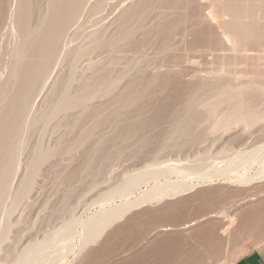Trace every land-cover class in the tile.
Masks as SVG:
<instances>
[{"label": "rangeland", "instance_id": "obj_1", "mask_svg": "<svg viewBox=\"0 0 264 264\" xmlns=\"http://www.w3.org/2000/svg\"><path fill=\"white\" fill-rule=\"evenodd\" d=\"M144 1L153 0H111L102 14L91 16L93 18L86 14L87 16L85 15V19L84 17L82 18L80 26L78 25V28L80 27L81 29L79 28L80 31L77 30L78 34L76 33V36L79 35V38L77 36L75 39L78 40L70 43V48L78 45H80L79 47L85 46L84 40H86L85 44L88 43V40L95 32V35L98 32L99 37L111 36L112 32L117 34L118 30H120L121 22L119 23V21L123 13L131 9L132 6L134 7ZM175 1L157 0L159 2L157 3L154 0V5L151 7L153 10L150 9L151 13L149 12L148 16L146 15V20H143L139 32L134 33V37H131L133 40H130V43L133 42V46L128 44V40L125 44L123 43L124 46L119 44L115 48L113 46L107 50L105 49V52L102 51L103 53L98 52L95 55L96 57H93L95 69L92 66L90 68L93 69L88 70L91 74L84 68L82 73H85L83 76L85 79L82 82L85 81V84H90L94 76L101 70L103 71L105 67L108 72L105 74L107 76L105 77V82H112L118 77L114 76L122 74V71L124 73L125 77L122 76L124 81L120 82L121 84L119 83V87L116 86L115 90L111 89L106 93L105 97L104 94L103 96L101 94L98 96V100L94 99V102L89 103L85 108L86 112H89L87 115L90 116V114L95 113V110L100 109V111L105 112L106 108L109 107L113 110L111 111L108 108L105 112V114L108 112L109 120L107 119L103 123V128L101 127L96 133L93 138L94 141L92 140L91 142L92 144L90 143L85 147L80 146L81 148L78 147V149L75 147L71 149L72 152H69V155L64 154L65 156L61 155L62 157L59 156L60 158L46 162V165L44 164L40 169L31 195L24 201L25 203L23 202V205L19 206L20 208L17 207L9 216L7 214L12 209L13 196L20 185L23 174L26 172L25 168H28V163H30L35 153V148L41 142L46 148H54L57 145L64 146L66 142L75 140L74 137L77 138V132L80 134V128L86 123L85 121L89 122V120L84 118L85 120L81 122L78 128L77 126L74 127V123L79 117L76 115L83 112V110L77 109L78 111L68 113L67 118L63 122L61 121V124L60 121H58L59 123H52L46 130L44 125L41 124L38 128L36 127L37 129L34 128L28 133L26 132V142H24L25 144H23L20 154L22 157L20 156L19 158L20 170H18L17 178L12 182L9 191L12 196L8 194L9 196L5 197L6 200H3V206L0 208V231L8 223L11 224L10 226L13 225L8 239L10 242L6 241L2 245L0 264H20V261L22 263L26 251L35 244L37 249H33L32 254H36V256L40 254L37 257L38 259L35 258L36 260L32 261V264H126V262L128 264H139L143 253H145V257H142L144 259L142 264H174L172 263L174 259L177 264H204L203 259L198 262L200 260L194 259V261L191 258H195L193 256V252H196L194 247L198 248L197 251L200 248V251L205 250L204 255L206 258L207 250L203 246H197L199 238H196V240L198 239L194 242H197L196 244L187 240L184 242V239L181 240L185 238L182 235V231L179 230L183 227L182 225L190 222L195 224L196 221L194 220L202 217L203 213L205 215V213L218 212L219 209L226 212V208L229 211L228 206L233 205L235 199L236 202L233 206L241 204L237 202L243 196V191H247V188L251 190L264 186V150L260 151V153L254 151V149L264 146V125H262L264 122L257 124L256 128L254 126L251 129L250 132L254 133V136L244 144L239 143L242 142L241 140H243L244 136V133L242 135L241 125L223 127L217 131L212 129V124L217 117L221 113L231 110L228 106H221L219 107L220 109L218 108L220 111L216 109L215 114L210 112L214 108L212 104L215 102L216 94L226 81L230 80L229 78H226V80L222 79L219 72L224 68V73L229 75L235 71L239 72L245 65L240 62L241 60H238V62L233 60L234 55L231 54L230 50L229 52L225 50L221 53L225 54L224 52L226 51L229 53L226 52V56L222 55L224 56L222 58L226 59V61H222L223 66H218V59L217 62L213 60L217 56H210L212 53L217 54L221 48H225L226 42L222 39L218 26L204 20V15L208 10L207 2L186 0L184 4L185 0L184 2L180 0L183 3L180 4L181 6L183 5L181 9L180 6H177L179 0L174 4ZM0 2L2 1L0 0ZM15 4L16 1L13 2V8L16 7ZM41 4L45 7L43 9L39 5V10L40 12H45L47 6L45 3ZM15 22V16L13 15L7 20V23L0 25V64L3 61L0 65L1 67L11 59L17 49L16 47L22 43V40H20L22 37L16 32ZM131 26L135 27L134 25ZM123 28L119 33L124 31L125 28ZM106 31L109 33H104ZM114 33L113 35H115ZM96 58L97 60H95ZM113 58L116 59V62ZM228 60L230 62H227ZM226 62L227 64L225 65ZM220 63L219 65H222ZM235 63H239L240 66ZM65 65L54 72L55 74H53L51 82L48 84L47 93L56 87L63 79L62 77H65L66 73H68ZM233 65L237 66L236 69ZM233 68L235 70L232 71ZM246 68L245 66L244 71ZM244 71L241 70L240 78L238 80L232 79L230 84L240 86V84H244L243 82H249L253 75L250 76L248 70L247 73ZM5 75L4 73L3 76V70L0 69L2 79L6 77ZM86 77L88 79L90 77L89 80L91 82ZM262 81H260V84L264 85ZM204 82L206 83L205 85L211 84V88L209 86L210 89L206 90V92L198 88L199 83L203 84ZM256 82L259 83V80ZM128 93H132V95ZM47 96L42 95L37 99L36 108H41L47 104ZM246 97H248V100L252 99L251 103L254 104L253 107H256L255 104L259 101L255 94L252 91H248ZM90 106L91 108H89ZM259 108L264 113V106H257L258 111ZM114 109H116L115 113ZM260 111L259 113L262 114ZM213 114L216 116H213ZM40 127L44 128L43 132ZM258 153L259 155H257ZM170 160L181 161L179 162L181 163L180 168L185 169L186 167L184 171L192 173L186 179L188 181L182 179V176L167 175V171H163L168 165L166 164L165 167V162ZM222 173L224 174L222 175ZM242 174L247 178L254 177L255 179L247 185L235 182V179L242 176ZM203 175L215 176L211 180H205L202 179ZM181 182L192 183L196 186L188 192L177 194L173 197L166 196L165 192L178 187ZM158 189L161 192L165 191L163 197L158 196L159 198L156 197L157 199L153 202L150 200L147 201L148 203L139 205L137 201L145 197L148 191L152 192V190H155L160 193ZM14 190L16 191L14 192ZM128 203H131L132 209L121 219L109 225L94 242L86 246L85 243L89 238L88 234L90 235L92 224L98 221L99 216L101 217L105 212L104 210L107 211ZM132 203L135 204L132 205ZM238 206L236 207L238 209L233 207L234 211L236 210L235 213L238 211L237 215L233 214L232 209L230 213L227 211L229 214L223 213V217L226 215L228 219L230 215L229 220L231 218V221H233L232 217L236 220L235 217L238 218L241 214V210L239 211L240 206ZM244 207L242 208L244 209ZM214 220L217 221L218 219L215 218ZM216 221L215 223L218 225L214 223L209 229L210 231L219 229V231L217 230L219 233L214 234L216 236H211L212 239L219 241L221 244L218 246L219 249L221 250V247L223 249L219 251L217 248L218 253L214 250L213 254L221 255V253L230 249L235 255L233 258L229 255H224L225 259L228 258V264H233L240 257L264 242V230L262 229L253 234L246 232L237 234V232H233V230L239 229V224L235 225L236 221L234 224L232 222L229 223L230 221L228 222V220L223 222V224ZM194 224H187L183 231H191V236L193 233L196 237L200 231L202 232L203 229L201 227L203 226ZM189 225L191 226L190 228L188 227ZM157 226L159 227L157 228ZM193 230L194 232H192ZM179 233L181 234L179 235ZM189 233H187V236ZM19 236L21 239H19ZM147 237H149L148 240L145 239ZM233 237L236 239H233ZM16 239L19 240V244L16 243ZM167 240L168 243H172L175 240L178 244L176 247L167 248V246V249H164L166 253H164L165 256L163 258L159 253H154L157 251H155L153 246H156L159 242H167ZM199 242L202 243V240ZM8 244L12 247L10 248ZM192 244L193 247L190 249L189 246H192ZM27 245L28 247H26ZM8 246L10 250L13 248L14 251L12 250V255L6 258L9 251ZM179 246L182 247L179 248ZM181 248L183 250L182 255L178 252H181ZM22 249L25 253L22 252ZM151 250L154 252H151ZM167 250L170 252H167ZM189 250L192 252L189 253ZM149 251L151 255L148 253ZM20 252L22 255L19 254ZM176 252L179 253L178 256L175 255ZM183 253L187 255L189 253V255H183ZM157 257L159 260L163 258V262L159 261ZM171 257L172 259H170ZM5 259H7V262ZM189 259L192 263L188 262L190 261Z\"/></svg>", "mask_w": 264, "mask_h": 264}, {"label": "bare ground", "instance_id": "obj_2", "mask_svg": "<svg viewBox=\"0 0 264 264\" xmlns=\"http://www.w3.org/2000/svg\"><path fill=\"white\" fill-rule=\"evenodd\" d=\"M1 1L2 2H0L1 3L0 4V25L2 26L3 24L7 23V20H9L10 17L14 15L15 21H16L14 23V26L16 24V30H17L16 32L19 33V35L22 37V39H20V40H22V43L20 44V46L16 47L17 49L14 51V54L11 56V59L8 60L7 62H5L2 67L0 66V69L3 70V76H4V73L6 74L5 75L6 77L5 78L3 77L4 79H2V77L0 76V208H1V206H3V200L9 194L12 182L14 181V179L17 178L16 175H17L18 170H20L19 169V166H20L19 165L20 164L19 158L21 156L20 154L22 152L21 150L23 148V144H25L24 142H26L25 141L26 135H27L26 132L28 133L30 130H34V128H36V127L38 128L39 125H41V124L44 125L45 130L52 123H55V122L59 123L58 121H60V124H61L63 122V120L67 118L66 116L68 113H71L72 111L74 112L77 109H79V110L81 109V110H83V112L81 114L78 113V115H76L79 117H77L78 119L75 118L77 120H76V123H74L75 124L74 127L77 126V128H78V126L81 124V122L83 120H85V119L89 120V122L85 121L86 123H84V122H83L84 124L82 123L83 126L80 128L81 129L80 134H79V132H77V134H78L77 138L74 137L75 140H72V141L68 140L71 142H68V143L66 142L64 146L63 145L62 146L57 145L54 148H46L43 145V142H41V141H40L41 143L39 142L40 144L37 147L35 144V147H36V148L34 147L35 153L33 154V157L31 159L30 163H28L29 165L27 164L28 168H25L26 172H25V174H23V177L21 178L22 180L19 183L20 185H19L18 189H16L17 191L14 190V192L16 191V193H15V195L13 194L14 196L12 199V206H11L12 209L9 212L7 211L8 212L7 215L10 216L15 211V209H17V207L20 208L19 206L21 204L23 205V202L29 197V195H31V191H32V189H34L33 186L35 184V181H36L37 177L39 176L38 174L40 173V169L46 162H49L50 160L56 159L59 156L62 157L61 155L65 156L69 152L71 153L72 152L71 149H73L75 147H77L76 149H78V147H80V146L85 147V146L89 145L92 142L96 133L101 129L103 123L108 118H110V117H108V115H109L108 112L105 114V112L109 108L107 106H109V105L106 106L107 110L106 111L104 110L105 112H103L102 110L100 111V109L96 111L95 110V109H97L96 108L97 106H96L95 109H93V110H95L94 111L95 113L92 115L90 114L91 117L89 115H87V113L89 114V112L88 111L86 112L85 108L89 105V103L91 104L92 102H94L93 101L94 99L99 98L98 96H100L101 94L103 96V94H104V97H105L106 93H108L111 89H114L116 86H118L120 82H123L124 81L122 79L123 78L122 76H124L123 71H122V74H120L121 76L118 74L116 76H114V77L118 76L117 79L112 78V79H114V80H112V82H110V81L105 82L106 81L105 77H107L105 74L108 72L105 70L106 67H105V69H103V67H101L103 69V71L99 70L100 72H98V74L95 73L96 74L95 76L92 74L94 76L93 80H91L92 82L89 80L90 77H92V76H90L88 79L87 75H89V74L87 73L86 78L88 79V81L91 82L90 84H85L84 83L85 81L82 82L83 79H85L83 77L85 73L83 74L82 71H84V68L87 71L89 69H93L90 67H92V66L94 67L95 64L93 61L94 60L93 57H96L95 55L98 52L103 53L102 51H104L105 49L107 50L108 48H111L113 46L115 48V46H117L119 44H121V46H122V44L123 43L125 44L128 40H129L128 44H131V46H133L132 45L133 42L130 43V40L131 41L133 40V39H131V37L132 36L134 37V35L137 32H139V30H140L139 28H141V24H142L143 20H146L145 18L148 16L147 14L149 12L151 13L150 9H152L151 7H152V5H154L153 4L154 0L148 1V2L144 1L143 3H138L134 7L132 6L131 9L127 10V12L123 13V16H121V19L119 21V23L121 22V26L118 25L120 30L123 27L125 28V29L123 28L124 29L123 32L119 33L120 30H118L119 32H117V34H115L116 32L114 33L111 31L112 34H111V36L108 35V37L107 36L106 37L105 36L99 37L98 32L96 35H95V33H96L95 32L94 35H92L91 37H90L91 34L89 35L90 39L89 38H88L89 40L87 39L89 41V42L87 41L88 42V43H86L87 45L85 44L86 40H84L85 46H83V44H82L83 47H79L80 45H78V46H75L72 48H70V46H71L70 43H72L73 41H77L78 39H75L77 36H78L77 38H79V35L76 36V33L78 34L77 30L80 31V29H81L80 27H79L80 29L78 28V25L82 21V18L84 17V19H85L86 14L89 15L90 17L93 15L97 16V14H99V13L102 14V12L105 9H107L106 7L109 5L111 0H1ZM15 1H16V4H15L16 7L13 8V2H15ZM161 1H163V0H161ZM182 1L184 2V0H182ZM202 1L207 2V9H208L206 14L204 15V18H205L204 20L207 22H210L212 24H216L220 30V34L222 36V39L226 42L225 48L224 47L221 48L217 54L212 53V54H210V56H213V57H214V55L217 56V57H214L213 60H215V62H217V59H218L219 60L217 63L218 66H223L224 65L223 60L226 61V59L225 58L223 59L222 57L226 56L225 54L227 51L224 52L225 54H221V53H223V51H225V50H228V52L230 50L231 54L234 55L233 60H235L237 62H238V60L239 61L241 60L240 62H243L244 63L243 65H245L247 67L245 70L246 73L248 70L250 76L253 75L249 82H243L244 84H242V85L240 84V86H238V85L235 86V85H232L230 83L232 82V79L238 80L240 78L241 73H242L241 70L244 71L245 66H244V68L242 66L243 69L239 70V72L235 71L233 73H230L229 75H226L227 73H224L225 69L223 68V70H221L219 72L221 78L225 79V80H226V78H229L230 80H227L226 83L221 87V89L216 94V96L214 98L215 102H213V104L211 103L214 106V108H212L211 111L208 110L211 112V114L212 113L215 114V112L221 106H228L229 108H231V110L229 109V111L223 112V114L221 113L220 116L217 117V119L212 124V129L217 131L218 129H222L223 127H228V126H232V125H236V126L241 125L242 126V135L244 133V136H243V140H241L242 142H239V143L244 144L245 142L248 141V139L253 138L252 136H254V133L252 134V132H250L251 129L254 126L256 128L257 124H260V123L262 124V122H264V113H262V111H260V108H259V111L262 113V114H260L258 109H257V106H259V107L264 106V85L260 84L261 80L264 81V0H201V2ZM156 2H157V0H156ZM156 2H155V4H156ZM176 2H177V0L174 2V4H176ZM41 3H45L47 6L45 9V12H42V11L40 12V10H39V5H41V7H43V9L45 7ZM157 3H159V2H157ZM171 3H173V2H171ZM185 3H186V0H185L184 4ZM180 4H183V3L179 0L177 2V6H180V8L182 9L183 5L181 6ZM174 6L176 8H178L176 5H174ZM178 10H180V9H178ZM91 18H93V17H91ZM131 25H134L135 27H133ZM13 29L15 31V27ZM162 30H165V29H162ZM17 33H16V35H17ZM104 33H109V32L106 31ZM113 33L115 35H113ZM81 36H82V34H81ZM205 42H206V40H205ZM124 44H123V46H124ZM222 55H224V56H222ZM233 55H232V57H233ZM230 56H229V59H230ZM113 59H115V58H113ZM227 59H228V55H227ZM95 60H97V58ZM117 60H118V58H117ZM212 61H211V63H212ZM231 61H232V58H231ZM2 62H1V64H2ZM86 62H87V64L85 65ZM111 62L113 63V61H111ZM115 62H116V59H115ZM227 62H230V61L228 60ZM227 62L225 63V65L227 64ZM219 63L222 65H219ZM64 64H66L65 66L68 69L67 70L68 73H66L65 77H62L63 79L61 80V82H59L57 84L56 87L52 88L47 93L48 84H49V82H51V78H52L53 74H55L54 72L58 68H60L61 66H64ZM235 64H238L240 66L239 63H235ZM83 65H85V66H83ZM233 67L236 69L237 66L233 65ZM248 67H250V68H248ZM234 68L232 69V71L235 70ZM94 69H95V67H94ZM108 69H109V67H108ZM87 71H85V72H87ZM250 71H251V73H250ZM110 72H111V70H110ZM216 72H217V69H216ZM89 73L91 74V72H89ZM92 73H94V71H92ZM111 74H112V72H111ZM244 75H246V74H244ZM220 76H218V77H220ZM107 79H109V78H107ZM109 80H111V79H109ZM258 80H259V83L256 82ZM263 81H262V83H264ZM108 82H110V83H108ZM86 83H89V82H86ZM205 84H206L205 82L203 84L199 83V86H198L199 90H202V91L204 90L206 92V90L208 91V89L211 88V84L210 85H205ZM209 86H210V88H209ZM248 91L249 92L252 91L255 94V96L257 97L259 102L256 103L257 101L255 100L256 102H254V103H256L255 104L256 107H253L254 104L251 103L252 99L248 100V97H246V94ZM47 94H48V96H47ZM128 94H130V93H128ZM42 95H44V96L46 95L48 97V99L46 98L47 104H45V106H43L41 108H36L35 104L37 103V99L39 97H41ZM112 95H113V93H112ZM130 95H132V93ZM260 99H261V101H260ZM110 104H112V103H110ZM119 104H121V103H119ZM89 108H91V106ZM112 108H114V107H112ZM93 110H92V113H93ZM115 110L116 109H114V113H115ZM111 111H113V110H111ZM218 111H220V110H218ZM214 114H213V116H216ZM216 114H218V113H216ZM65 122H67V121H65ZM60 124H57V125H60ZM262 125H264V124H262ZM41 127H43V126H41ZM44 128H41L42 132H43ZM238 128H240V127H238ZM39 132H40V130H39ZM42 132H40V133H42ZM255 133H256V131H255ZM69 135L71 136V134H69ZM120 136H122V135H120ZM239 136H241V135H239ZM74 138H72V139H74ZM238 139H240V138H238ZM60 140H61V138H60ZM76 149H74V150H76ZM262 150H264V146L263 147L260 146L256 149H254L255 152H259V153ZM251 153H253V152H251ZM259 153L257 155H259ZM247 159H249V158H247ZM243 160H245V159H243ZM169 162H172V163H169ZM169 162H165V164L163 163L164 166L166 164H168L167 165L168 170H167V168L163 169L164 172L167 171L166 172V173H168L167 175H175V176H180V177L182 176L183 177L182 179H184V180H186L187 178H189L192 175V173H188L190 171H188V172L184 171L186 169V167H185V169H181L182 167L180 168L181 163H179V162H181V161L176 162V161L170 160ZM243 164H245V163L243 162ZM244 167H246V166L244 165ZM223 174L224 173H222V175ZM225 175H226V173H225ZM214 176H206L205 175L203 178L202 177L201 178L205 179V180H211V178ZM254 179H255L254 177L247 178L245 175L242 174V176H239L235 179V182H237L239 184L241 183V184L247 185V184L251 183ZM186 181H188V180H186ZM179 184H178L179 186L177 185L178 187H176L174 189H169L170 191H168V189H167L168 192H165L164 190H163V192H161L158 189L160 191V193H157L156 192L157 189L155 188L156 191L155 190H152V192L148 191L147 195H145V197H143L145 199H143V198L139 199V201H137V202L139 203V205L144 204L150 200L153 202L155 199H157L156 197H158V196L163 197V195L165 193L167 194L166 196L173 197V196H176L177 194H182L184 192H188V191L194 189L196 186V185H193L192 183H185V182H181ZM15 188H17V187H15ZM169 188H171V187H169ZM243 192H244L243 196L239 195V196H241V198L240 197H239L240 199L237 198V199H239V201L237 200L238 201L237 203H241L242 206H241V204H237L240 206V207L239 206L238 207H239V211L241 210L240 211L241 214L239 213L240 216L238 218L235 217L236 220H234V217H232L233 221H231L232 220L231 218L229 220L230 215H229L228 219L226 218V215L223 217V215H224L223 213H225V214H227L228 212L230 213L231 212L230 210H232V209H233V214L237 215L236 213L238 211L235 213L236 210L234 211V208H233V207H235V209H238V208H236L237 205L233 206V205H235V202H236V199H235L234 204L233 205L231 204L232 207L228 206L229 211L227 210L228 208L223 206L226 208V212H224V210L222 211V209H219L218 212H212V213H208V214L205 213V215H203L204 214L203 213L202 217L194 220V221H196L195 224H194V222H190V223H186V224L182 225L184 228L181 227L179 230L182 231V233H183L182 235H184L185 238H182L183 237L182 236L181 237L182 239L181 238H178V239H181V240L184 239V242H186V240H187L188 242L190 241V243H193V244H196L198 242L200 244L197 243V246H199V245H200V247L203 246V248H205L207 250L206 251L207 258H206L204 255L205 250L200 251V249H201L200 248L199 251H197L198 248L194 247L196 249L195 250L193 248L196 251V252H193V256L195 258H191V259H193V260L194 259H197V260L203 259L202 261L204 262V264H228V262H227L228 258L225 259L226 257H224V255H227V256L229 255L232 258L234 257L235 253L233 251H231L230 249H229V251L225 250L226 251V252H224L225 254L221 253V255H219V254L216 255L218 253L216 249L217 248L219 249L218 246L221 244L219 243V241L217 242V240L212 239L211 235H214L215 233H219L218 232L219 229H217L218 231L215 229V227H214L215 231H210V229H209L211 225H214V223L216 221V220H214L215 218H217L218 220L220 219V221L217 220L216 222H220L222 224H223V222H227V220H228V222L230 221L229 223L232 222L233 224L236 221L235 225L239 224V227L237 226L239 229L233 230V228H232V230L234 233L237 232V234H239V232H246L248 234H253V233H255L261 229L264 230L263 229L264 228V186L261 188H257V189L253 188L251 190H248V188H247V191L245 190ZM9 195L12 196V193H10ZM198 196H200V195H198ZM203 198H205V197H203ZM64 200H65V198H64ZM190 201H191V199H190ZM197 202H199V201H197ZM231 203H233V202H231ZM134 204L132 203V205H134ZM137 204H136V206H138ZM191 207H193V206H191ZM191 207H190V209H191ZM219 207H220V205H219ZM242 207H244V209ZM2 209H3V207H2ZM130 209H132L131 203L123 204L121 206H117V207L112 208L110 210L108 209L107 211L104 210L105 212L103 211L104 213L102 214V216L101 217L99 216L98 221H96L94 224H92V228L90 230V235L88 234L89 238L86 240L85 245L87 246L90 243L94 242L97 239V237L99 235H101V233L109 225H111L114 221L121 219L125 214H127L130 211ZM185 209H187V208H185ZM203 210H204V208H203ZM220 212H222V213H220ZM197 214H198V212H197ZM222 219H224V220H222ZM9 220H11V219H9ZM221 220H222V222H221ZM4 222H6V221H4ZM10 222H12V221H10ZM202 222H204L203 223L204 225L201 224ZM191 223L194 225H199V226L202 225L203 227H201V228L204 231L199 228L200 230H202V232L200 230H198V231H200L199 234H197L195 232L197 234L196 237L193 235V233L191 236V231H188V232L183 231L185 229V226H187V224H191ZM205 224H206V226H205ZM3 225H5V224H3ZM10 225L11 224L8 223L7 225H5L4 229L3 230L1 229V231H0V251L3 247L2 245L6 241H8V239L10 237V231L12 230L11 227L13 226V225L12 226H10ZM216 225H218V224H216ZM158 227L159 226H157V228ZM188 227L190 228L191 226L189 225ZM188 227H186V228H188ZM196 228H198V227H196ZM166 229H168V228H166ZM211 229H213V228H211ZM67 230H68V228H67ZM220 230L223 231L222 229H220ZM192 232H194V230ZM187 233H189L190 235L188 234V236H187ZM180 234L181 233H179V235ZM227 235H229V233H227ZM214 236H216V235H214ZM196 238H199V240L197 239L198 240L197 241ZM19 239H21L20 236H19ZM145 239L148 240L149 237H147ZM233 239H236V238L233 237ZM195 240L197 241L196 243H194ZM200 240H202V243L199 242ZM18 241L19 240H17L16 243H18ZM8 242H10V241H8ZM177 244L178 243L175 240H173L172 243H168V240H167V242L166 241L165 242H159L156 244V246H153V247H155V251H157V252L152 251L153 249L151 250V252H154L156 254L159 253L164 258V256H165L164 253H166V252H164V249L167 246H168L167 248L176 247ZM193 244H192V246H189L190 249L193 247ZM39 245H40V243H39ZM9 246H10V248L12 247L11 245H9ZM9 246L7 247L9 250L8 253L6 250V253H7L6 258H8L12 255L13 248H12V250H10ZM14 247H15V245H14ZM26 247H28V245ZM36 247H37V245L35 244L30 249L28 248L29 250L26 251L25 250L26 248L23 246V249L25 248L24 250L26 251V253L22 249V252L25 253V256L23 257L24 259H23L22 263L20 261V264H32V261L35 258H37L38 255L40 254L39 253L37 256H36V254L35 255L32 254L33 249H35ZM180 247H182V246H179V248ZM7 248H5V249H7ZM203 248H202V250H203ZM226 248H228V247H226ZM137 249H139V248H137ZM222 249L223 248L221 247V250ZM214 250H216V252H217L216 254H213ZM221 250L219 249V251H221ZM182 251L183 250L181 248V252L180 251H178V252L181 254ZM167 252H170V251L167 250ZM190 252H192V251L189 250V253ZM2 253H5V252H2ZM148 253L150 254V251ZM176 253H175V255L178 256L179 253H177V254ZM189 253H188V255H189ZM19 254H21V252ZM149 254H146V255H149ZM156 254H154V255H156ZM183 255H187V254L183 253ZM143 256L145 257V253H143ZM143 256H141V259L139 258L141 260V262H140L141 264L144 263V262H142V261H144ZM90 257H91V255H90ZM204 257H205V259H204ZM39 258H41V257H39ZM92 258H93V256H92ZM91 259H89V260L91 261ZM139 259H137V260H139ZM160 259H161V257H160ZM162 259L159 260V258H158L159 261L163 262ZM170 259H172V257ZM5 260L7 262V259H5ZM12 260H14V259H12ZM148 261H149V259H148ZM174 261H175V259H174ZM174 261L172 263L177 264V262H174ZM130 262L134 263L133 261H130ZM146 262H147V260H146ZM188 262L192 263L191 260ZM198 262H201V260ZM126 264H128V262H126ZM129 264H131V263H129Z\"/></svg>", "mask_w": 264, "mask_h": 264}, {"label": "crops", "instance_id": "obj_3", "mask_svg": "<svg viewBox=\"0 0 264 264\" xmlns=\"http://www.w3.org/2000/svg\"><path fill=\"white\" fill-rule=\"evenodd\" d=\"M233 264H264V242L240 257Z\"/></svg>", "mask_w": 264, "mask_h": 264}]
</instances>
